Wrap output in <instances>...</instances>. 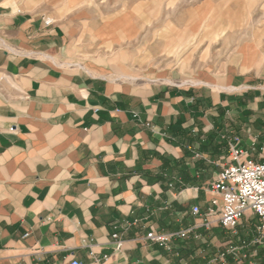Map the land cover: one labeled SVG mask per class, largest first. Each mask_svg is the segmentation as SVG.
<instances>
[{
	"label": "crops",
	"instance_id": "obj_1",
	"mask_svg": "<svg viewBox=\"0 0 264 264\" xmlns=\"http://www.w3.org/2000/svg\"><path fill=\"white\" fill-rule=\"evenodd\" d=\"M70 6L0 0V264H240L211 262L218 225L173 251L147 234L200 222L192 207L211 205L229 137L264 151V136L241 131L252 124L257 138L264 85L228 92L244 88L233 72L180 84L92 74L70 63L74 18L56 11ZM261 250L243 264H264Z\"/></svg>",
	"mask_w": 264,
	"mask_h": 264
},
{
	"label": "rangeland",
	"instance_id": "obj_2",
	"mask_svg": "<svg viewBox=\"0 0 264 264\" xmlns=\"http://www.w3.org/2000/svg\"><path fill=\"white\" fill-rule=\"evenodd\" d=\"M67 1L75 7L56 11L74 18L68 25L70 63L92 74L133 84H180L233 72L244 88L228 86V92H246L253 80L264 85V0ZM256 129L246 123L241 131L260 142L264 121L257 138ZM256 150L254 159L260 157ZM257 223L255 215L245 216L234 232L223 231L226 239L215 249L238 246L237 255H228L237 261L240 251L255 247Z\"/></svg>",
	"mask_w": 264,
	"mask_h": 264
},
{
	"label": "built area",
	"instance_id": "obj_3",
	"mask_svg": "<svg viewBox=\"0 0 264 264\" xmlns=\"http://www.w3.org/2000/svg\"><path fill=\"white\" fill-rule=\"evenodd\" d=\"M208 191L213 194V197L207 210L203 212L199 205H194L191 210L200 222L173 232H158L152 229L147 234V238L168 251H173L172 241L174 239H186L197 228L211 229L218 225L227 232H234L244 217L251 214L258 219L255 227L256 237L251 241L255 249L251 251L252 253L240 251L237 262L241 264L250 256H256L259 248H264V151L260 153L258 159H254L241 145L239 136L229 137L226 163L216 179L208 186ZM194 237L198 238L199 234H194ZM112 238L116 250H122L124 241L119 233L112 234ZM249 245L251 244H243L240 248ZM237 248L239 247L231 244L227 250L218 251L211 262L225 263L229 254L237 255ZM71 264L82 263L74 259Z\"/></svg>",
	"mask_w": 264,
	"mask_h": 264
},
{
	"label": "trees",
	"instance_id": "obj_4",
	"mask_svg": "<svg viewBox=\"0 0 264 264\" xmlns=\"http://www.w3.org/2000/svg\"><path fill=\"white\" fill-rule=\"evenodd\" d=\"M225 148H226V151H227L228 146L226 145ZM261 254H263V251L262 250L258 252V255H261Z\"/></svg>",
	"mask_w": 264,
	"mask_h": 264
},
{
	"label": "bare ground",
	"instance_id": "obj_5",
	"mask_svg": "<svg viewBox=\"0 0 264 264\" xmlns=\"http://www.w3.org/2000/svg\"><path fill=\"white\" fill-rule=\"evenodd\" d=\"M197 82V81H196Z\"/></svg>",
	"mask_w": 264,
	"mask_h": 264
}]
</instances>
